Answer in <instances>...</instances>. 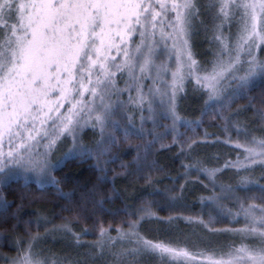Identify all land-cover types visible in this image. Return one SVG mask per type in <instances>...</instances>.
Here are the masks:
<instances>
[{
  "label": "snow or ice",
  "instance_id": "snow-or-ice-1",
  "mask_svg": "<svg viewBox=\"0 0 264 264\" xmlns=\"http://www.w3.org/2000/svg\"><path fill=\"white\" fill-rule=\"evenodd\" d=\"M197 37L207 44L203 55L195 50ZM259 53H264V0H0V183L31 174L38 187L51 185L67 201L52 217L23 222L8 264H264V186L259 196L247 191L257 167L264 179V109L258 127L232 119L247 106L227 111L257 77L264 78ZM188 85L197 99L204 98L202 109L218 106L225 132L235 128V159L229 154L223 165L209 167L206 158L192 156L197 141L179 139L181 123L198 124L178 114ZM86 129L98 133L91 143L82 138ZM117 132L124 139L143 138L133 160L121 164L126 175L141 173L152 146L171 132L172 143L181 146L179 155L192 161L181 162L183 174L194 170L206 177L201 183L209 195L201 200L237 226L210 228L211 214L205 220L203 211L198 216L175 211L189 209L187 181L157 205L173 210L163 217L152 210L155 200L106 206L118 197L117 190L98 198L97 191L109 181L107 165L118 158L112 152ZM226 143H233L231 135ZM77 157L94 161L98 183L73 203L74 192L63 191L53 173ZM130 164L135 168L129 170ZM228 170L239 179L219 180ZM152 183L148 176L146 184ZM8 207L0 194V210L7 213ZM65 212L71 216L60 215ZM117 212L129 219L105 227L103 216ZM57 215L61 222L54 224ZM81 216L94 219L95 240H81L93 234L87 227L73 230ZM11 218L15 232L21 222L16 213ZM146 218L157 224L151 234L140 230ZM43 225L50 226L40 231ZM222 234L231 239L219 243ZM56 235L69 250L45 247Z\"/></svg>",
  "mask_w": 264,
  "mask_h": 264
},
{
  "label": "trees",
  "instance_id": "trees-1",
  "mask_svg": "<svg viewBox=\"0 0 264 264\" xmlns=\"http://www.w3.org/2000/svg\"><path fill=\"white\" fill-rule=\"evenodd\" d=\"M196 41L195 50L203 55L204 50L207 48V44L206 42H202L201 37H197ZM260 55L264 54L261 53ZM197 58L199 59L200 57ZM249 97H252L251 103H249ZM203 100V97L197 99L194 95L190 96L188 99L184 98L183 101L181 99L179 101L178 114L188 120L198 121V123H200V126H198V124H192L196 126V131H198L200 135V138L193 139L198 143L194 145L195 151L192 156L206 158L209 161V167H219L229 158V154L232 159H235L236 152L239 151L234 143L237 139V134L235 128H230L229 132H225V122L217 115V108L214 109L216 105L212 104L206 109H202ZM238 106L247 107L246 110L241 112L239 117H233V120L239 119L241 121H248L250 122V127H258L261 124L258 112L264 109V78L257 77L250 85L248 92L243 97L237 98L227 111L236 109ZM136 115L138 122L139 112H137ZM182 126L187 125L182 123ZM205 133H208V135L205 136ZM97 135L98 133H94L91 129H86L82 134V138L85 143H91L97 138ZM229 135L232 137V144L226 143ZM117 136L120 137L119 143L112 148V152L117 153L118 158L107 165L109 169L107 173L109 181L102 183L100 189L97 191L98 198L100 195L108 196L113 188L117 190L118 197L114 198L110 203L106 201V206H115L118 208L126 202L138 205L144 200H155L156 204H153L152 210L156 212L158 216L163 217L173 210L168 208L161 210V207L157 206H163L165 204V197L162 195V192L170 194V191H178L180 185L187 181L184 189V201L189 205V209L184 210L177 208L175 211H182L184 215H193L194 213L200 215L203 211L205 220H207L209 214H211L215 217V223L209 225L210 228L237 226L235 223L229 224L228 219L221 218V216L217 215V213L212 210L213 206L209 205L207 200H201L202 196L206 197L209 195V192L204 188V184L201 183V181L207 183L206 177L203 174H198L194 170H190L187 176L183 174L185 170L181 167V162L190 163L192 161L185 156L179 155L180 144H163L164 147H161L162 144H156L150 156L153 169H150V167L145 169L147 174L144 178L140 175L138 178L129 179V176L134 172H132L131 175H126L124 174L125 171L118 172L117 169L121 167L122 163H129V161L137 155L135 145L142 140L139 139L140 136L135 135H130L127 139H124L119 132H117ZM217 140L220 142L216 143L215 141ZM216 157H219L218 163L216 162ZM153 161H155V163H153ZM93 165V160L89 159L81 162L80 158L77 157L70 159L53 173L60 181V187L63 191L74 192L72 198L73 203L80 199L82 192L87 188H91L93 184L98 183V173ZM133 167L134 166L130 164L129 170H132ZM261 171L262 169L257 167L252 173V180L254 183L247 186L249 195L252 193H255L257 196L260 195V187L264 186V179H260ZM233 172L234 170L224 171L223 175L218 174V179L226 183H231L239 179L238 176H233ZM114 174L118 175H116L113 180ZM245 174L246 173H240V175ZM148 176L153 178L152 184H146ZM229 177H232V180H230ZM0 191L2 192L3 198L9 203L7 213L0 210V264H8V257L15 254L16 249L14 240L16 235H23L24 233L23 222L29 218L35 219L37 215L52 217L53 213H59V205L65 204L67 201L59 197L56 194V189L51 185L40 188L35 181L22 177L10 179L3 185ZM149 193H153V195H149ZM240 194L243 195L244 193L241 192ZM256 202L260 203L259 200ZM12 213H16L21 222L15 229V232H13L12 225L16 223V220L11 218ZM60 215L71 216V213L65 212ZM60 215L55 216V218L52 219V223H60ZM99 215L100 214H97V216ZM5 217H7V219H5ZM128 219L129 217L125 216L123 212H117L115 215L103 216L105 227H108L109 223H111L113 229L121 220L127 221ZM132 219H135V217H132ZM94 224L95 221L93 218L81 216L75 221L73 230L79 232L81 229L87 227L93 234L82 236L81 239H96V228ZM48 226L50 225H43L40 231H43V228ZM180 226L181 228L185 227L183 222H181ZM124 227H127L126 223ZM156 227L157 224L154 218H146L142 222L140 230L145 234H151V231ZM32 231H36L35 225H33ZM113 235H115L114 231ZM56 236L57 238L60 237L59 235ZM230 239L231 234H222L217 237L219 243H225ZM45 247L55 249L56 251L69 250L65 240L59 238L56 242L52 240L48 241Z\"/></svg>",
  "mask_w": 264,
  "mask_h": 264
},
{
  "label": "rangeland",
  "instance_id": "rangeland-1",
  "mask_svg": "<svg viewBox=\"0 0 264 264\" xmlns=\"http://www.w3.org/2000/svg\"><path fill=\"white\" fill-rule=\"evenodd\" d=\"M259 54H261V53H259ZM264 54V53H263ZM190 96H193V93H192V87H191V85H188V92H187V95L186 96H184V98H186V99H188ZM183 98V99H184ZM183 99H182V101H183ZM214 107V106H213ZM216 108H218V106L216 105L215 107H214V109H216ZM161 123L162 124H166V123H169V121H161ZM194 125H191V127H188V126H182V123L178 126V130L181 132V133H183V136H181L179 139H184V140H186V139H188V138H190L191 140H193V139H197V138H200V135L198 134V131H196L197 129H196V126H194ZM198 126H200V123H198ZM145 127L146 128H148V129H151V127H152V125L150 124V123H148V124H146L145 125ZM203 128V127H202ZM158 131H160L161 129H157ZM135 136H137V135H135ZM148 139H150L151 137L149 136V137H147ZM140 140H142L141 142H139V143H137V144H142V142H143V138L142 137H140L139 138ZM172 139H173V137H172V133L171 132H168V134L167 135H165L164 137H162V139L160 140V141H158L156 144H158V145H165V144H169V143H172ZM70 140L69 141H67V142H65L63 145H61V147H59V149H57V151H56V155L57 156H59L60 155V153L62 152V151H64L65 149H67V147H68V145L70 144ZM136 144V145H137ZM156 144H154L153 146H152V149L154 148V146L156 145ZM136 145H135V147H136ZM194 148H195V146H194ZM141 154H143L142 152H141ZM193 154V153H192ZM150 156H151V153L149 154V156L147 157V161L145 162V166L143 167V171L141 172V173H139V174H137V173H135L134 171V173L131 175V176H129V179H134V178H138V177H140V175H142V177L144 178V177H146V174H147V172H145V169H147V168H149L150 167V169H153V164H152V160H151V158H150ZM135 157V156H134ZM133 160V159H132ZM131 160V161H132ZM130 162V161H129ZM134 167H133V169L135 168V165H133ZM146 167V168H145ZM152 167V168H151ZM149 169V170H150ZM118 172H121V171H125V169H123V168H121V167H119L118 169ZM14 177H22V178H24V179H28V180H32V181H35L36 182V177L35 176H33V175H31V174H29L27 177H25V176H23V175H19V176H12V177H10L9 179H8V181L10 180V179H12V178H14ZM7 181V182H8ZM5 183H0V189L3 187V185H4ZM164 193V194H163ZM0 194H2V192L0 191ZM162 195H164V197L165 196H167V195H169V193H166V192H162ZM193 216H198V214L197 213H194L193 214ZM59 239H61L60 237H58ZM57 238V236H49L48 237V239L44 242V245L48 242V241H50V240H52L53 242H56V240L58 239ZM82 241H92V240H95V238H93V239H87V238H85V239H81ZM53 251H56L55 249H52Z\"/></svg>",
  "mask_w": 264,
  "mask_h": 264
}]
</instances>
